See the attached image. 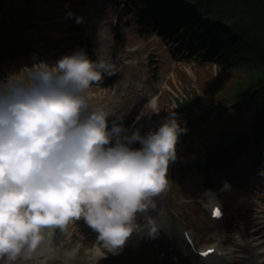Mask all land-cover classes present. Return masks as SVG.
I'll use <instances>...</instances> for the list:
<instances>
[{"label":"clouds","instance_id":"obj_1","mask_svg":"<svg viewBox=\"0 0 264 264\" xmlns=\"http://www.w3.org/2000/svg\"><path fill=\"white\" fill-rule=\"evenodd\" d=\"M112 72L102 55L79 49L0 80V259L8 264L31 259L72 221L83 220L112 253L133 234L158 236L146 214L170 186L187 128L173 111L155 130L129 133L123 118L90 109V88Z\"/></svg>","mask_w":264,"mask_h":264},{"label":"rangeland","instance_id":"obj_2","mask_svg":"<svg viewBox=\"0 0 264 264\" xmlns=\"http://www.w3.org/2000/svg\"><path fill=\"white\" fill-rule=\"evenodd\" d=\"M0 10L3 14L1 20L3 34L0 38V80H5L10 74L19 73L22 69L31 68L40 62L54 64L61 57L71 55L79 49L90 52L87 50V40V42H91L90 48L96 43L95 55H102L104 59L109 60L110 64L112 61L115 65L114 76H116L110 79L111 81L105 80L104 85H94L89 90V102H92L94 97L100 96L104 100L100 105L108 112H113V115H118L120 112H123V115H129L124 124H127L130 130H136L138 127L137 129L141 131L142 135L150 130H155L164 117L174 111L176 96L180 97L179 100H195L198 95L203 97L202 101L193 102L194 107L198 103L199 106L195 110L194 107L188 109L189 113L194 111L200 113V109L207 103L205 101L207 96L204 92L206 88L211 87L209 83L211 73H205V68L198 64L193 66V62L181 60L183 58H179L181 50L178 45L168 42L165 37L156 41L153 39L146 41V38L143 37L145 41L143 43L140 31L135 26L138 19L132 3L126 4L122 8H116L115 0H0ZM68 13H72L73 17L68 18ZM77 17H82L85 21L84 32L79 35L70 34L73 27L71 23L74 19L76 22ZM115 18H119L121 23L117 34H115L113 25ZM86 27L88 29L85 31ZM153 33L155 32L153 31ZM78 36H81L82 39ZM102 39L105 41L100 45L98 41ZM137 41L148 45L147 48L141 50L144 45L137 47ZM136 48L138 49L135 50ZM10 51L13 53L11 56ZM149 53H154L153 55L160 58V68L157 74L151 71L149 75L148 70L153 67L148 62ZM183 55L187 56L185 52ZM146 63L148 64L146 65ZM219 73L220 76H223L218 80L221 82L219 86L223 88H227L230 84L231 79L229 78L236 76L233 71L224 72L221 70ZM27 74L28 70L25 69L23 77H26ZM130 83L133 84L135 94L131 100H128L125 94L130 88ZM129 102L128 109H115L121 104ZM188 112L179 115L182 127H184ZM253 112L251 110L242 115L249 122L244 130L246 132L251 131L254 127ZM183 135H181L180 141ZM192 142L188 141L186 147L183 146L182 150L179 149L177 161L170 165L172 172L177 167V173L173 172V174L178 180L177 185H182L183 188L182 194L174 193L172 195L171 193L170 197L173 196L171 197L173 204L176 201L174 206L185 214L182 217L178 213H170L167 219L170 228L176 224L181 226L180 218L185 217L189 225L196 229L195 234L201 243L210 239V233L215 239L217 235L215 229L218 225L208 214L209 198L204 200L205 196L200 195L208 192L210 195L218 197L217 201L227 207L229 217L226 220L225 228L227 226L230 228L229 235L235 240L234 243L243 238L245 231L250 232L256 228L258 232L255 237L254 235L249 236L253 252L248 254L251 248L249 251H245L243 255L247 257L239 259L243 260L242 264H253V256L256 252V262L264 264V257L260 255V251H264V217H262L264 216V165L256 175L235 177L233 173L225 178L217 177V175L215 178L218 181V183L216 181L217 190L214 191L206 186L207 173L192 169L193 165L190 164L195 160L198 149L206 151L208 147L203 143L199 145L198 139L193 144H191ZM189 143L193 146L191 149L195 147L194 150L190 151ZM138 147H140L139 144ZM239 173L241 172L239 171ZM186 181L191 185H201L204 191L197 194L187 190ZM225 182L230 184V190H224ZM196 199L204 200L205 203L197 204V202L195 203ZM159 203L163 204L166 211L169 199H164V203L163 200H160ZM141 217L144 222V216L141 215ZM233 219H236L235 222H232ZM77 223L79 224L78 228L76 227ZM72 224L71 229L66 226L63 230L59 229L57 235H53L58 239V242L50 241L41 246L42 253H50L48 259L37 256L36 260H20L18 264H80L83 257L93 256L94 253L98 255L103 253V256L110 257L108 250H106V254L105 250L104 252L101 250V253L97 252V242L93 241L88 246L89 241L86 240L87 243L85 242L86 245L83 247L81 240L84 237L93 235L97 239L98 233L89 228L84 221L81 224L79 221H73ZM163 226L167 227V223L165 222ZM238 236L241 237L238 238ZM178 237L181 241L180 232ZM257 241L262 244L257 245ZM58 243H60L59 252L53 253V247H56ZM234 243L229 245L237 247ZM148 247L150 251L141 250V255L145 256L148 253L150 262L137 258L133 263L155 264L158 262L161 253L156 250V244H150ZM132 250L133 254L138 257L139 252L136 251V247L129 245L126 247L125 257L118 260L124 263L132 261L129 257ZM252 257L253 259H251ZM0 264H8L6 258L0 259ZM160 264L164 263L160 262Z\"/></svg>","mask_w":264,"mask_h":264},{"label":"trees","instance_id":"obj_3","mask_svg":"<svg viewBox=\"0 0 264 264\" xmlns=\"http://www.w3.org/2000/svg\"><path fill=\"white\" fill-rule=\"evenodd\" d=\"M219 20L213 35H218L211 51L220 53L227 65L238 72V91L255 90L264 97V0H193ZM141 9L145 2L167 6L170 0H137ZM200 28L203 23L190 16ZM237 34H236V33ZM206 34L213 36L207 26ZM219 38L225 41L218 42ZM228 54V56H226ZM242 55L245 60L241 61ZM238 59L236 64L230 61ZM260 121H264V109L260 110ZM220 155V154H219ZM218 155V157H219Z\"/></svg>","mask_w":264,"mask_h":264},{"label":"bare ground","instance_id":"obj_4","mask_svg":"<svg viewBox=\"0 0 264 264\" xmlns=\"http://www.w3.org/2000/svg\"><path fill=\"white\" fill-rule=\"evenodd\" d=\"M89 106H91V107H98V104L97 103H95V102H89ZM160 196V195H159ZM158 196V197H159ZM256 229L254 228L253 230H252V233H254V234H258V232L257 231H255ZM245 234L246 235H248V233L247 232H245ZM256 244L257 245H261L262 243H259L258 241L256 242ZM247 249V245H245L244 246V249ZM260 254H264V251H260ZM218 256V254L216 253L215 255H212L211 256V258H215V257H217ZM94 259H95V261H96V263L97 264H101V261L103 260L102 258H100L99 256H97V255H95V257H94ZM254 260H256V257L254 256ZM215 261V259H211L210 260V262L212 263V262H214ZM83 264H90L88 261H84V263Z\"/></svg>","mask_w":264,"mask_h":264},{"label":"snow or ice","instance_id":"obj_5","mask_svg":"<svg viewBox=\"0 0 264 264\" xmlns=\"http://www.w3.org/2000/svg\"><path fill=\"white\" fill-rule=\"evenodd\" d=\"M213 214H214L215 216L219 217V216L221 215V212H220L219 208L215 209ZM206 254H207V253H205V255H206Z\"/></svg>","mask_w":264,"mask_h":264}]
</instances>
